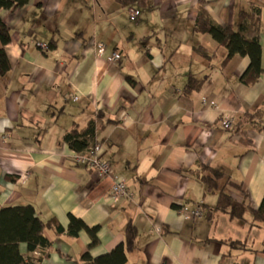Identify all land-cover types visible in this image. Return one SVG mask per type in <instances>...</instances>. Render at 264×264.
Returning a JSON list of instances; mask_svg holds the SVG:
<instances>
[{
	"label": "crops",
	"instance_id": "crops-1",
	"mask_svg": "<svg viewBox=\"0 0 264 264\" xmlns=\"http://www.w3.org/2000/svg\"><path fill=\"white\" fill-rule=\"evenodd\" d=\"M121 1L30 0L0 12L11 29L5 47L11 69L0 77V207L31 205L42 220L54 218L64 229L46 230L50 249L30 254L21 244V253L49 254L40 264H79L91 238L85 231L68 235L74 216L99 227L93 257L122 243L132 222L138 239L126 264H264V225L254 223L250 210L244 220L212 211L217 194L186 175L211 167L235 184L225 189L233 199L251 210L260 207L264 74L247 86L241 77L248 57L223 65L228 50L195 31L201 0ZM204 2L223 27L235 28L251 3L261 8L264 65V0ZM132 10L140 12L135 20ZM115 52L120 62L111 61ZM191 76L208 80L187 94ZM205 100L217 106H205ZM99 111L105 113L96 123L100 156L132 194L118 202L112 181L75 166L65 141L75 125L85 128ZM256 113V120L243 122ZM225 116L233 120L231 130L222 127ZM197 209L203 216L192 218ZM230 241L245 249H232Z\"/></svg>",
	"mask_w": 264,
	"mask_h": 264
},
{
	"label": "trees",
	"instance_id": "trees-1",
	"mask_svg": "<svg viewBox=\"0 0 264 264\" xmlns=\"http://www.w3.org/2000/svg\"><path fill=\"white\" fill-rule=\"evenodd\" d=\"M30 0H0V12L2 10H15L26 6ZM124 6L138 4L146 5V0H122ZM206 3L201 0L198 7V18L195 23V31L201 34H210L220 46L228 50L223 65H226L233 57H248L249 67L242 75L241 81L247 86L254 85L264 74V65L262 61L263 50L260 42V16L261 8L255 3H251L248 11H242L238 14L236 26L223 27L216 25L210 17L209 12L204 7ZM11 42V29L7 26L0 16V77H4L11 69L5 47ZM203 56L208 57L206 51L202 48L197 50ZM208 80V77L197 79L194 76L188 81L185 89L187 94L193 93ZM104 112H97L85 128H79L75 125L65 136V141L74 154L82 155L90 151L91 145H96V123L98 119L104 118ZM259 117V114H247L243 122L251 123ZM115 124L116 121L108 120L107 124ZM71 161L75 166L78 164L74 158ZM85 167V166H84ZM188 176H193L199 182L203 183L207 191L216 193L218 196L214 212L225 213L232 219L244 220L245 214L250 210L252 212L254 223L264 225V198L261 205L256 210H251L244 203H240L226 193L227 185H235L222 172L211 167L201 165L197 170L187 172ZM240 190L241 185H236ZM203 209L208 206L202 205ZM208 216L212 212H208ZM55 227L57 233L64 232L63 227L51 219L47 222L41 219L31 205L0 207V264H40L49 254L37 256L34 258L25 257L20 251V245L26 244L30 254L39 252V250H48L52 243L46 237L45 232L50 227ZM85 231L91 238L88 250L80 259L79 264H126L128 254L136 249L138 230L132 222H129L125 229V239L117 245L111 252L93 257L92 249L100 243L98 238L99 227H89L81 219L70 216L68 235L71 238H77L79 234ZM232 249H245L240 241L226 242ZM44 251L42 253H44Z\"/></svg>",
	"mask_w": 264,
	"mask_h": 264
},
{
	"label": "built area",
	"instance_id": "built-area-1",
	"mask_svg": "<svg viewBox=\"0 0 264 264\" xmlns=\"http://www.w3.org/2000/svg\"><path fill=\"white\" fill-rule=\"evenodd\" d=\"M140 15V12L138 10H132L130 11V17L132 20H135ZM39 47L46 51L49 49L48 45L46 44H39ZM97 48L100 53L104 51L105 45L103 43L97 44ZM121 55L118 52H115L112 57V62H120ZM74 101L78 102L80 101L78 96H75ZM205 106H211L216 107L217 105L213 101H204ZM222 127L225 130H231L233 128V120L230 117H224L222 121ZM101 145L97 143L96 145H91L90 151L86 154L78 155L74 154L73 158L74 160L87 168H89L91 171L95 173L98 179H107L109 178L112 181V187H111V195L115 202H118L121 199L124 198H130L132 197V194L130 193V190L127 186V183L123 180L118 178L115 173L113 166L110 162L105 161L100 156L101 151ZM202 209H197L192 213V218H200L203 216Z\"/></svg>",
	"mask_w": 264,
	"mask_h": 264
}]
</instances>
